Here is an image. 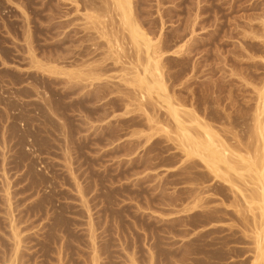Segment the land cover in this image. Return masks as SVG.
<instances>
[{"label": "rangeland", "instance_id": "obj_1", "mask_svg": "<svg viewBox=\"0 0 264 264\" xmlns=\"http://www.w3.org/2000/svg\"><path fill=\"white\" fill-rule=\"evenodd\" d=\"M108 3L0 0V264H251L250 180L230 173L242 192L186 157L128 83L141 63ZM133 3L174 102L261 154L264 0Z\"/></svg>", "mask_w": 264, "mask_h": 264}, {"label": "bare ground", "instance_id": "obj_2", "mask_svg": "<svg viewBox=\"0 0 264 264\" xmlns=\"http://www.w3.org/2000/svg\"><path fill=\"white\" fill-rule=\"evenodd\" d=\"M108 2H109L108 4L110 5L109 7H111V9H113V11L115 12V15L117 16L116 17L117 23L120 27L121 32H123V33L125 32L128 36V39L130 40V44L129 43H127V44H129L130 46L132 45L136 49V51H135V52H137L136 53L137 54L136 60L138 61V64H139V62L141 63V64H139L141 68H139L138 67L139 65H137L135 73L133 74L131 81L128 82L129 81V79H128L127 82L131 83V84H136L138 86V87L136 86L135 88H139V91H140L139 94H141L142 100L147 99V98L154 99L155 102L158 104L157 105L158 107L160 106V108L165 109V111H167V113H169L168 116L170 115V117L172 118L171 120L173 121V123L175 125V129H176L174 131L175 132L174 136L177 139L179 147H181L183 149V152H185L184 154H186V157H189V158L197 157V158H199L202 161V163L206 165L207 169H209V171H210L209 173L212 172L213 175L216 176V178L224 179V181L227 182L228 184H230L231 187H234L238 190H240L241 188H240V186H238V183H236V181L233 180L234 175H236L237 177H240L244 180H246L247 178H248V180H250V181H246V184L247 183L250 184L249 187H250V190L252 188V190H251L252 194L251 195L253 197L250 194L247 195L248 197L246 195H244V199H245L246 203L249 205V207L251 208V211H252V208L256 205L255 206L256 208L254 207L253 211L251 212V214L253 216V220H254L253 224L255 225V227H253V228H255L254 234H252V235H254L255 257H254V260H252L251 264H264V119H263L264 117L263 118L261 117L264 114V91H262V93L260 92L261 94L259 96L260 97L259 103L261 105H258V106L256 105L257 106L256 107L257 109L255 111L256 115L254 114V116H256L254 119L255 120V127H254L255 130L253 128V131H255L257 133V135L256 134L255 135L260 137V139L262 138V140H263V141H260L261 144H263V145H261L262 147L259 145L262 148V153L253 155V154H251V152L250 153L247 152V154H244L241 152L242 150L236 151L235 149L237 148V145H236V148L234 147L235 148L234 149L233 146H231L232 143L230 145L228 142L225 141L226 138L223 140V138H221L220 135H219L220 137H218L219 133H216L217 135L215 134L216 131L214 132V130H213L214 127L212 128V126H210L209 123L204 121L205 119L201 120L198 118V115L196 116L193 113V112H195V111H192L194 109V107H193V109H190V110L186 109L185 110V109H183V107L181 108V106H182L181 104L178 105L177 103L174 102L175 100H173L172 95H170V93L167 90L168 88L166 86L164 76L162 73V69H161L162 68V66H161L162 61L161 60H162V58L164 59V57H165V56H163L164 52H162L163 49H162V46L160 45V42L162 44V41L160 39L161 36L157 37L158 39L155 38V40L153 38H151V36L149 35L150 32L148 33L144 29V27H143L144 23L142 22L143 23V25H142V23L139 20L140 19L139 14H142L143 12L140 13L141 11H138L139 14H137L133 0H108ZM221 4H223V3H221ZM198 5H199V3H198ZM138 9H140V8H138ZM89 17H91V16H89ZM151 21H153V20L151 19ZM162 23L163 22H161V24ZM163 29L161 28V32ZM117 31H118V28H117ZM250 34H251V32H250ZM122 36H123V34H122ZM127 36H126V38H127ZM261 36H260V38H261ZM253 37H255V36H253ZM250 38H251V36H250ZM262 39H264V37ZM124 40H126L125 37H124ZM126 41H128V40H126ZM162 45L164 46V44H162ZM183 45H184V43H183ZM179 50H180V48H179ZM176 51L179 52L178 50H176ZM142 52L144 53L143 54L144 57H143V55L141 57ZM177 52L174 51V53H177ZM135 64L133 65V67H135ZM37 66H40V64H37ZM96 79H98V77ZM131 84H130V86H132ZM137 92H138V89H137ZM174 96H175V93H174ZM256 97H257V95H256ZM145 104H147V103H145ZM151 119H153V118L151 117ZM252 120H253V118H252ZM156 122H158V121H156ZM158 124H160V123H157V125ZM155 130H156V128H155ZM167 134H168V132H167ZM170 135L171 134H169V137H170ZM231 137H234V136H231ZM253 138L256 139L255 137H253ZM236 139H238V138H236ZM237 141H239V140H237ZM259 148L257 147L258 150H259ZM239 150H240V148H239ZM255 152L257 153V151H255V149H254V153ZM231 172H232V174L235 173L233 175V178H231V176H232L230 174ZM242 192H243V190H242ZM246 193H247V191H246ZM248 193H249V191H248ZM248 198H249V200H248ZM208 199H210V198H208ZM225 207H226V205H225ZM212 211H213V209H212ZM257 211H258V213H256ZM181 215H182V213H181ZM15 232H17V231H15ZM249 237H250V235H249Z\"/></svg>", "mask_w": 264, "mask_h": 264}, {"label": "built area", "instance_id": "obj_3", "mask_svg": "<svg viewBox=\"0 0 264 264\" xmlns=\"http://www.w3.org/2000/svg\"><path fill=\"white\" fill-rule=\"evenodd\" d=\"M9 95L8 89H7V85L6 83L2 80V78L0 77V101H2V99L7 98ZM20 107L16 110V114H18L19 111H21V108H24L22 105V103H20ZM4 105L2 103H0V113L3 110ZM13 114V111H11ZM19 126L22 129H25L28 125L27 122L25 120H19L18 121ZM3 128V127H2ZM31 150L33 149L32 145L27 146V149L29 150L30 148Z\"/></svg>", "mask_w": 264, "mask_h": 264}]
</instances>
